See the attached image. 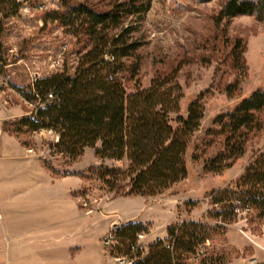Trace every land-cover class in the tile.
<instances>
[{"label":"rangeland","instance_id":"374dc122","mask_svg":"<svg viewBox=\"0 0 264 264\" xmlns=\"http://www.w3.org/2000/svg\"><path fill=\"white\" fill-rule=\"evenodd\" d=\"M77 1H89L98 9H106L117 0ZM224 1L153 0L135 35L142 44V87L149 88L157 75L176 71L183 89L180 115L186 118L189 105L201 94L205 108L201 126L191 136L187 151V179L148 198L109 192L98 179L84 177L92 167L125 168L126 163H102L93 149H86L72 162L53 149L59 139L56 134H17L8 128V124L23 117H35L39 108L27 101L19 88L31 89L36 81L64 69L73 73L82 44L57 23L44 22L46 13L60 10L58 0H19V8L11 4L1 7L0 147L5 146L6 156L17 162L0 159V264H69L60 245L33 238L45 231L57 233L70 218L71 234L57 238H86L87 250L84 260L76 258L75 251V263L71 264H127L125 257L112 254L118 246L114 236L117 228L139 222L148 225L145 242L151 245L150 240H166L169 227L188 221L220 225L225 230L206 244L205 254L199 258L189 256L185 264H264V220L256 213H236L230 224L210 218L211 212L222 210L221 205L212 203L215 193L233 186L264 147V135L256 136L231 169L220 175L203 170L204 163L222 148L221 139L209 136L208 131L218 128L221 116L264 90V20L241 16L217 22ZM238 41L245 45L244 73L233 68L230 57ZM64 46V67L58 69L53 63ZM238 80L239 90L228 96L227 87ZM128 92H134L132 85ZM171 118L176 127V116ZM47 163L55 170L53 173L47 168L55 187L49 183L47 170L38 166ZM62 188L70 195L71 203ZM110 234L114 240L106 245ZM82 239L78 242L82 243Z\"/></svg>","mask_w":264,"mask_h":264},{"label":"trees","instance_id":"16d2710c","mask_svg":"<svg viewBox=\"0 0 264 264\" xmlns=\"http://www.w3.org/2000/svg\"><path fill=\"white\" fill-rule=\"evenodd\" d=\"M58 1L60 10L46 13L44 22L57 23L79 40L82 48L77 65L73 73L64 69L36 81L31 89L19 88L23 97L39 108L35 117H23L8 124V128L17 134H56L59 139L53 149L72 162L86 149H93L102 163H126L125 168L92 167L84 176L98 179L109 192L156 197L186 180L191 136L200 128L205 113L203 94L189 105L184 118L180 115L183 89L176 71L157 75L149 88L142 87V44L135 35L153 0H117L106 9H98L89 1ZM9 4L21 6L18 0H0V9ZM241 16L263 21L264 0H225L217 22ZM244 54L245 45L236 42L230 57L233 68L243 73ZM131 85L134 92L129 93ZM239 87V80L228 86V96L235 95ZM172 116H176V127ZM217 123L218 128L209 130L208 135L220 138L222 148L204 163L206 174L220 175L231 169L246 154L252 139L264 135V90L243 100ZM46 167L54 173L50 164ZM236 202L264 220V147L233 186L215 193L212 203L221 205L222 210L211 212L210 218L232 223L237 217ZM224 230L220 225L194 221L173 225L168 229V238L149 245L147 255L142 257L135 252V244L139 234L148 233V225L129 223L114 232L118 246L112 254L127 258L136 255L133 264H185L189 256L196 258L199 250H205L206 244L222 236Z\"/></svg>","mask_w":264,"mask_h":264},{"label":"crops","instance_id":"0c3cea01","mask_svg":"<svg viewBox=\"0 0 264 264\" xmlns=\"http://www.w3.org/2000/svg\"><path fill=\"white\" fill-rule=\"evenodd\" d=\"M0 146H1V144H0ZM6 151H7V149L5 146H3L2 149L0 147V159L5 160V162H8V161L9 162H17L16 160H13V159H10V157H7ZM33 161L34 160H31L30 162L32 163ZM36 165H38V164H36ZM38 166L39 167L43 166L47 170V172L49 173V183L51 184V186L55 187V185H53V183L51 182L52 176H51L49 170L47 169V167L45 165H40V164ZM62 183L63 182H61V184ZM62 190H63V194L65 195L64 197L66 199H68L69 203H71L70 195L66 194L65 189L62 188ZM73 216H74V214L72 215V217ZM71 220H72V218L68 219V221H67L68 227L66 226L63 229H60L57 233H50L48 231L47 232L45 231L44 233H42L43 235H40V236L33 238V241H36V239H39V240L43 241L44 243H53V244L60 245L61 251L65 254V257H67L69 264L75 263V262H73L72 255L75 256V254L77 253L76 258L82 257L83 260H84V258H86V255H87L86 241H85L86 238L82 239V237H79V236H75L72 239L67 238V237L65 239V237H63V236H62V238H57V236H60L64 233H67L68 236L71 234V231H72ZM83 235H85V233ZM44 237H46V239H44ZM149 237H151V235H149ZM78 239H79V241H80V239H82L83 240L82 243L78 242ZM155 241H156V239L150 240L151 243H154ZM146 244H147V242H146ZM80 246H82V249H80ZM75 251H77V252L75 253ZM83 264H86V262H84Z\"/></svg>","mask_w":264,"mask_h":264},{"label":"built area","instance_id":"2783aa9c","mask_svg":"<svg viewBox=\"0 0 264 264\" xmlns=\"http://www.w3.org/2000/svg\"><path fill=\"white\" fill-rule=\"evenodd\" d=\"M5 1H8V0H5ZM66 49H67V47L64 46L63 53H61V56L58 58V60H55V62L53 63V66L56 65L58 67V69H63V67H64V61H63L62 57H63L64 52H65ZM50 98H52V96H50ZM235 206H236V210L235 211L238 214L247 213V212L250 211L249 209H244L240 202H236ZM145 237H146V235L144 233L139 234L138 237H137V240H136V244H135V252L136 253H140L142 257H144L145 254L147 255L148 246H149L145 242ZM113 240H114V236L112 234H110L105 239V244L109 245ZM200 254L201 255L204 254V250L203 249H201L200 253L197 255L196 258H199ZM124 259L127 260V264H133L138 259V257L135 255L133 258L125 257Z\"/></svg>","mask_w":264,"mask_h":264}]
</instances>
